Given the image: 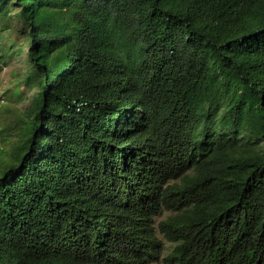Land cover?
<instances>
[{
    "label": "trees",
    "instance_id": "1",
    "mask_svg": "<svg viewBox=\"0 0 264 264\" xmlns=\"http://www.w3.org/2000/svg\"><path fill=\"white\" fill-rule=\"evenodd\" d=\"M12 9L38 93L0 158V264H264V0Z\"/></svg>",
    "mask_w": 264,
    "mask_h": 264
},
{
    "label": "rangeland",
    "instance_id": "2",
    "mask_svg": "<svg viewBox=\"0 0 264 264\" xmlns=\"http://www.w3.org/2000/svg\"><path fill=\"white\" fill-rule=\"evenodd\" d=\"M14 12L12 9L11 16L0 17V158H7L12 152L22 120L27 118L25 109L38 93L34 79L37 70L26 51L27 30ZM163 217L164 213L157 219ZM164 244L167 252L170 244Z\"/></svg>",
    "mask_w": 264,
    "mask_h": 264
},
{
    "label": "clouds",
    "instance_id": "3",
    "mask_svg": "<svg viewBox=\"0 0 264 264\" xmlns=\"http://www.w3.org/2000/svg\"><path fill=\"white\" fill-rule=\"evenodd\" d=\"M164 213V217L168 214V211L167 210H165V211H161L155 218H156V220L158 221L159 219H157L159 216H161L162 214ZM163 217V218H164ZM166 243V242H165ZM169 243V242H168ZM170 244V243H169ZM168 245V244H167Z\"/></svg>",
    "mask_w": 264,
    "mask_h": 264
}]
</instances>
